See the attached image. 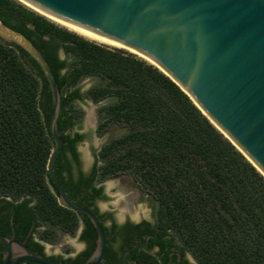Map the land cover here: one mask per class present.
I'll use <instances>...</instances> for the list:
<instances>
[{"label":"trees","instance_id":"trees-1","mask_svg":"<svg viewBox=\"0 0 264 264\" xmlns=\"http://www.w3.org/2000/svg\"><path fill=\"white\" fill-rule=\"evenodd\" d=\"M0 19L28 37L50 65L61 99L57 131L70 150L81 137L69 132L79 122L73 103L113 98L99 110L98 129L116 126L121 133L98 152L100 180L130 176L152 201L156 223L198 264H264V176L168 76L143 59L85 40L16 0H0ZM60 50L69 61L60 58ZM87 76L102 83L82 94L75 86ZM50 105L38 64L0 39V195L34 198L33 215L57 225L46 226L44 233L54 241L59 231L73 233L77 218L58 203L47 175ZM57 164L55 159V175L68 190Z\"/></svg>","mask_w":264,"mask_h":264},{"label":"water","instance_id":"water-1","mask_svg":"<svg viewBox=\"0 0 264 264\" xmlns=\"http://www.w3.org/2000/svg\"><path fill=\"white\" fill-rule=\"evenodd\" d=\"M24 1L81 33L123 45L149 60L264 176V0ZM0 39L25 50L47 81L48 133L53 141L47 175L58 203L86 215L97 232L94 252L82 264H104L105 236L98 218L67 195L54 172L65 142L57 131L61 99L53 71L29 38L1 19ZM59 56L64 59L61 51ZM117 197L98 203H116ZM0 240L6 249L2 264H68L48 259L1 232Z\"/></svg>","mask_w":264,"mask_h":264},{"label":"flooded vegetation","instance_id":"flooded-vegetation-1","mask_svg":"<svg viewBox=\"0 0 264 264\" xmlns=\"http://www.w3.org/2000/svg\"><path fill=\"white\" fill-rule=\"evenodd\" d=\"M81 137L69 149L70 144L66 141L61 146L64 150L56 156L58 164L56 169L65 181L68 182L67 195L77 203L88 208L99 220L105 236L103 252L104 264H142L143 260L149 264H198L193 255L184 247L171 232L161 228L155 221L153 211L149 219L143 213L131 214L127 208L121 216L114 214L110 208L101 210L98 202L106 200L104 185L98 177L100 160L93 141L89 140V146L93 150V157L85 165L77 150V144L86 137L80 132H74ZM73 134V133H72ZM80 182L76 188L74 184ZM99 183V184H97ZM88 186V187H87ZM98 189L95 194L91 189ZM70 193V195L68 194ZM34 198L29 196L13 199L9 196L0 195V232L6 238H13L24 242L29 249L42 256L68 264H82L94 252L97 232L89 218L79 212H75L77 225L73 233L59 231L56 235L63 233L75 234L77 245L70 250L59 245L56 252L47 253L46 243L54 241L44 237L46 226H57L37 219L31 210ZM69 209V208H68ZM5 247L0 240V264H2ZM26 264H35L28 262Z\"/></svg>","mask_w":264,"mask_h":264},{"label":"rangeland","instance_id":"rangeland-1","mask_svg":"<svg viewBox=\"0 0 264 264\" xmlns=\"http://www.w3.org/2000/svg\"><path fill=\"white\" fill-rule=\"evenodd\" d=\"M16 1L25 6L26 8L36 12L37 14L42 15L36 10L22 3L20 0ZM42 16L50 22H53L55 25L62 27L85 40L106 47L107 49L118 50L123 52L124 54L133 55L150 63L149 60H147L143 56L132 52L126 48L113 47L87 39L54 22L46 16ZM60 51L62 52L64 59H67L69 61L68 56L62 50ZM100 83H102V81L97 77L87 76L79 80L75 87L78 88L82 94H84L89 88ZM112 101L113 98L111 96H107L97 102H94L93 100L87 97H83V99L77 100L73 103L74 109L77 110L79 114V122L74 125L69 130V132L72 134L77 131L86 136V140H83L82 142L77 144V150L81 159H84L83 163L85 165H87L90 160L91 148L89 146V140L94 142L96 148H100L109 139L121 133V129L116 126H112L109 129H104L102 131H99L98 129L100 123L99 110L102 106L111 103ZM100 183L104 186L108 185L106 188L107 197L118 196L116 203H97L101 210L105 208H110L114 211L115 215L121 216L123 211L128 208L131 214H138L139 212H144L145 216H147L149 219L152 218V216L150 215L151 211H153L152 201L149 199V197L141 193V191L137 188L130 176L125 174H119L113 177H108L103 180H100ZM59 245H62L64 248H67V250H70L73 245H77L75 234H60L58 235L56 241L52 243H46L45 249L47 253L56 252L60 248Z\"/></svg>","mask_w":264,"mask_h":264},{"label":"bare ground","instance_id":"bare-ground-1","mask_svg":"<svg viewBox=\"0 0 264 264\" xmlns=\"http://www.w3.org/2000/svg\"><path fill=\"white\" fill-rule=\"evenodd\" d=\"M20 1H21L22 3H24V4H26L27 6L31 7L32 9L36 10V11L39 12L40 14H42V15L46 16L47 18L53 20L54 22H56V23H58V24L64 26L65 28H67V29H69V30H71V31H73V32H75V33H77V34H79V35H81V36L87 38V39H90V40H93V41H96V42H99V43H102V44H106V45H109V46H113V47L126 48V49H128V50H130V51H132V52H135V51H133V50H131V49H129V48L123 46V45H119V44H114V43H110V42L101 41V40H99V39H96V38L91 37V36H89V35H86V34H84V33H81V32H79V31L75 30L74 28H72V27H70V26L64 24L63 22L57 20L56 18H54V17L48 15L47 13L43 12V11L40 10L39 8H36V7L32 6L31 4L27 3L26 1H24V0H20ZM135 53H136V52H135ZM137 54H138V53H137ZM139 55H140V54H139ZM124 200H125V199H124ZM120 202H121V201H120Z\"/></svg>","mask_w":264,"mask_h":264}]
</instances>
